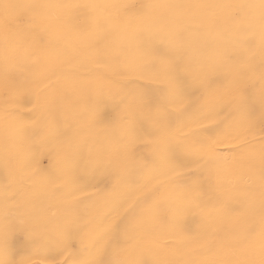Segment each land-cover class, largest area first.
<instances>
[{"label": "snow or ice", "instance_id": "1", "mask_svg": "<svg viewBox=\"0 0 264 264\" xmlns=\"http://www.w3.org/2000/svg\"><path fill=\"white\" fill-rule=\"evenodd\" d=\"M0 7L7 16L9 9L71 11L90 6L0 3ZM122 7L132 9L141 25L128 37L126 46L138 54L140 67L150 73L149 82L159 95L143 90L122 95L117 92L120 101L107 123L122 130L120 150L89 149V160L102 175L98 183L82 182L76 170L79 152L89 144L87 127L105 123L98 109H93L89 122H77L69 129L66 122L73 118L71 112H66L62 126L45 107L42 130L24 126L11 138L0 157L8 175L39 177L48 193H72V201L60 205V215L51 210L49 217L37 221L28 234V243L33 247L51 246L57 252L79 244L81 255L74 264H264V0H174ZM210 9L226 13L235 45L222 54L220 61L229 80L226 94L230 97L223 114L218 115L228 124L223 134L198 121L181 124L172 119L173 104L182 95L183 82L170 53L182 45L197 14L201 23H215L216 17L208 14ZM38 35L36 21L29 16L11 44L24 47ZM101 42V37H94L90 47L95 49V58L115 74L118 62L100 48ZM257 55L258 111L253 76ZM16 83L19 88L25 86L23 78ZM105 86L97 77L96 89ZM136 112L150 122L146 134L132 119ZM190 124L197 130L195 145L183 130ZM137 141L146 144L151 154L150 160L139 167L149 168L161 179L148 190L140 216L125 214L122 223H106L108 213H119L128 202V158ZM225 143L232 145L230 155L219 148ZM45 158L49 161L47 171L42 167ZM77 194L92 201L83 215L72 211L79 200ZM162 207L168 209L167 216L160 215ZM189 216L198 221L195 227L189 224ZM0 264L17 262L4 259ZM52 264L59 262L54 260Z\"/></svg>", "mask_w": 264, "mask_h": 264}, {"label": "bare ground", "instance_id": "2", "mask_svg": "<svg viewBox=\"0 0 264 264\" xmlns=\"http://www.w3.org/2000/svg\"><path fill=\"white\" fill-rule=\"evenodd\" d=\"M60 1L61 0H0V3H8V4L24 3V4H35V5L62 4ZM129 1L131 0H70L68 1V3L71 2V4H80V5L90 6V7H81L79 9H75V11L78 12L84 18L85 23H83L84 27L82 26L83 28L82 29L80 28L81 30H74V38L65 37L64 36L65 34L63 35L61 33L62 28L61 29L58 28L59 27L58 23H56L55 21L57 19L53 18L51 15L53 12H58L59 14L57 13V15L61 16L62 14L67 13L65 9H56V8L43 9L39 7L29 9V10L9 9L8 14L6 16L3 8L0 7V157H2L5 146L9 145L11 138L15 137L19 133L22 127L32 126L36 128L37 130H42V127H43L42 120L46 114L44 111L45 107L50 109L51 113L55 115L57 120H59L61 122V125L63 124V126L65 123L64 117H65L66 112L72 113V116L74 119L73 127L75 126L77 122H81L80 118L77 117L78 116L77 114L78 105L76 106V103H74L75 101L73 102V100L67 98L66 92L74 84L76 80L79 81V80L84 79L83 77H85L84 76L85 73L103 72L105 74L107 73V75L109 73L110 74L113 73L112 71H110L108 65L104 66L100 64L99 61L97 62L96 60L92 59L93 54H95V49L90 47V43L94 37L99 36L102 38V36L104 35H108L112 39L123 40L124 42H126L128 37L132 34V32L137 30L141 26L140 21L135 15V13H131L129 15L127 13V15L125 16L120 13V6ZM137 1H139L141 4L174 2V0H137ZM193 2L223 3V2H227V0H193ZM236 2H243V0H236ZM100 5H106L108 9L113 14H115L118 18V21L115 23H112L110 27L108 28H103V26H101V23H100L101 16L97 12V8ZM103 11H104V8H103ZM68 13L70 14L69 10H68ZM68 13L65 15V17H67ZM208 14L214 15L216 17L215 23L211 25L203 24L201 23L199 15L197 14V17L190 21L189 30L185 33V38H184L182 45L174 49L170 53V55L172 56V58L178 65L182 82L188 83L192 81L194 86H197V88L202 87L201 86L202 83H199L200 79H202L201 76H199L200 77L199 82H196L197 80L195 79L198 76V72L201 71L199 70L201 66L202 68L206 67L209 71H218V72L220 70H223V72L225 71V68H222V65L220 62L221 54L218 51L221 49V47L224 46V42H220L219 40L220 32L222 31L223 27L224 29H228L229 27L228 23L225 20L226 13L219 9H210L208 10ZM29 16L35 19L36 25H37V31L39 35L37 36L36 39L31 41L26 46L15 47L11 44V41H13L16 38L17 29L24 26V24L20 23V20L22 21V18L27 20ZM74 19L72 20L73 22H74ZM68 21H70V19ZM66 22L67 20L65 21V23ZM73 22H72V26L74 24ZM65 25L68 26L69 23L67 22V24ZM68 29L71 32L70 28ZM72 29H74V27ZM63 33H66V32H64L63 30ZM227 36H230V35H227ZM40 37L44 38L43 40L44 43L40 42V39H39ZM222 43H223V46H222ZM101 45L104 46L102 42H101ZM101 45H100V48H101ZM126 49L127 48H125L124 43L122 42L118 43V46L115 51L119 53L118 61L116 60L118 62V71L115 74L113 73V77H115V79L119 77H125V78L133 77L136 74V70L139 71L138 67L142 63V61H140L138 58V54L137 53L134 54L135 51L131 55V53L130 54L127 53L128 51H126ZM106 50L108 51L110 55H112L114 52L108 48ZM34 51L38 53V56H37L38 58H33L34 54L32 55V52ZM121 64H128L129 66L128 69H125L126 66H124L125 67L124 69H121L120 68L122 67L120 66ZM207 69L205 70L207 71ZM103 73L101 74L103 75ZM140 73H141V70H140ZM219 74H223V73L219 72ZM149 75L150 73L148 71H144L141 73V75H135V77L137 76V78H141L139 76H142V78H144V80L148 82L147 80H149L148 79ZM109 77H112V76H109ZM183 77H184V80H183ZM20 78H23L25 80V86L23 88L17 87L16 82ZM193 78L196 81H194ZM50 80H54V82L53 81L52 82L56 83L55 88H53L51 92L44 94V95L41 94L42 92L39 93L40 90L38 91V89L40 88V86L45 83L47 84L48 81ZM120 80H123V79L120 78ZM127 80L129 81V79ZM135 80L138 81L139 79L138 80L135 79ZM108 83H106L107 86H108ZM94 84L92 85L95 86ZM219 84L221 85V83ZM131 86L132 84L129 87ZM133 86H132L133 89L134 87L135 88L139 87L143 89V91H148L149 93L154 94V92H152L149 89V87L147 88L145 85L134 86V87ZM221 86H224V84ZM216 88L217 87L214 88V91L219 90ZM93 89H94L93 87L90 88L88 86H85V92L88 95H89L88 91L90 90H92V92L94 93L95 90L93 91ZM112 89H111V92H114L112 91ZM136 90L138 91V89H135V91ZM104 92L105 91L103 88L102 90L99 91V95L100 93H103V95L105 96ZM185 92H183V96L179 97L180 99H177V100L181 101V103H184L186 105L193 104L194 103L193 96L191 95L189 91L186 90ZM77 93H79V91ZM4 94L7 95L5 96L7 99L4 98L3 96ZM222 94L223 93H221L219 97H221ZM109 95L107 96L110 97L111 95L110 96ZM208 96H210V93ZM119 98H117V100ZM109 100H112V99H109ZM177 100L173 104V107H175V105L178 104ZM106 101L108 103V98ZM114 101L115 99L113 100V102ZM228 101L229 100L218 98L217 102H215L216 104L215 105L213 104L214 105L213 107L215 110L214 113L213 111L210 112L211 110L209 109V112L205 114V110H204L205 108H203L204 115L201 113L204 119L203 124L206 125V121L208 120L210 113L214 114L213 116H215L216 112L220 113V111L225 109ZM102 102H101V106H98L97 108H95L99 110V113L101 110H103ZM113 102H109V103L111 104ZM105 106L107 108V104L104 105V107ZM113 106H115V104ZM196 106L199 107V104H196ZM81 108H82L81 110H83V106ZM185 108L187 107L185 106ZM201 108H199L200 109L199 111L202 110ZM173 110L178 112V110L174 108ZM184 110H185L184 108L181 109V111H184ZM92 113H93V110H92ZM219 113H217L216 115L218 116ZM17 114L19 116V119L16 118ZM212 114H211V117H212ZM82 118L83 117L81 116V119ZM104 118H106V115ZM88 119L91 120V118H88ZM214 119L216 118L214 117ZM83 120H85V118H83ZM89 120H86V121H89ZM67 122H69V120ZM145 124H147L148 126H146ZM145 124L144 126L148 127L149 129L151 128V125H149V123H145ZM91 125L92 124H90V126ZM219 125H221V122L218 124L217 127H213V128L208 127V128H210L217 134H223L226 131V129L220 128ZM197 139H198L197 135H192L191 137L188 138L189 142L192 143L193 145H195V142ZM107 140H108L107 147H110V144H109L110 141L109 139ZM90 148L101 150L102 148L100 147V140L98 138L89 139V144L81 148L79 155L77 157L76 170H77L78 175L81 177L82 182L84 183H93L94 179L96 178L97 171H98L97 169H95V167L91 164L89 160V149ZM48 165L49 163L46 162V158L43 159L42 167L45 169V171L48 170ZM129 169H130V179H129V187L127 189L128 202L124 205L123 208L119 210V213H116V212L108 213V215H106L104 218L106 223H116L118 221L122 223V218L124 217V215L125 214L132 215L130 212L132 205L136 202V200L142 197V196H139L142 194V192H139L138 189L143 183L142 180L144 181V178L146 179V177H144V174L147 173V169H145L146 170L145 173L136 166H131L129 167ZM147 177H150V176H147ZM155 179H158V178L156 177ZM151 180L153 179L151 178ZM151 183L154 184L156 182L154 181ZM151 183H150V186L152 185ZM146 191L144 190V192ZM138 192H139V195H138ZM77 195L79 196V200L73 204L72 211L74 214L83 215L86 212V210L92 206V202L89 200L88 196H85L83 194H77ZM137 196H139L140 198L138 197L137 199ZM71 201H72V193L70 191H63V192L61 191V193L59 191L56 193H48L44 191L39 177L28 176L26 174L8 175L3 167L2 160H0V258H3V260L4 259H14L16 261V255L14 254V251L16 248H19V247L17 244L12 243L10 241V238L8 236L10 235V233H7V231L9 230L11 231V229H15L18 225L17 224L18 220L19 221L21 220V222L22 220L26 221L23 223L28 224L29 233H30L33 231L38 220H40L41 218L47 217L45 216L46 213L44 214V211H45L44 208L46 206H50L53 210L57 211L58 215H60L62 212V208L60 207V205L64 202H71ZM6 215L7 216L9 215V217L7 218ZM143 219L145 220V222H147L146 217H144ZM24 242H25V239H24ZM24 244L23 245L25 247L24 246L22 247H24V249L26 250L29 249L31 245L28 243V237L26 238V243ZM68 247L64 248L63 251H60V252H57L51 246L41 248L43 250V259H44L43 262H45L46 264H52V261L55 260V261H58L59 264H61L63 260L65 259V258L63 259V255H65L69 251ZM71 250L73 249H70V251ZM74 252L75 251L73 250V255L68 256L67 264H74V261L80 257L81 252L77 255L76 254L74 255ZM20 255H22V253H20ZM28 256L29 255H27V257L25 258L26 259L28 258V260L32 258ZM129 258H135V256L130 255ZM144 258L151 259L150 256H146ZM32 259L34 260V258ZM31 262L32 261H30V263ZM17 264L19 263L17 262ZM20 264H22V262ZM23 264H26V263L23 262Z\"/></svg>", "mask_w": 264, "mask_h": 264}, {"label": "rangeland", "instance_id": "3", "mask_svg": "<svg viewBox=\"0 0 264 264\" xmlns=\"http://www.w3.org/2000/svg\"><path fill=\"white\" fill-rule=\"evenodd\" d=\"M66 2V0H61L60 2L63 4V2ZM68 1H70V0H67V2L66 3H68ZM65 2H64V4H65ZM71 3V2H70ZM141 3L139 2V1H137V0H131V1H129V2H126V3H124V4H122L121 6H120V13L122 14V15H127V13H128V15L129 14H131V13H134V11L132 10V9H129V8H124V7H122L123 5H140ZM101 8H102V10H101ZM103 8H104V11H103ZM67 13H68V10H65ZM97 12L100 14V16H101V19H100V23H101V26H103V28H108V27H110V25L112 24V23H115V22H117L118 21V18H117V16L115 15V14H113L109 9H108V7L106 6V5H100L98 8H97ZM57 13L58 12H53L51 15H52V17L53 18H55V19H57V20H55L56 21V23H58V28H62V31H61V33L65 36V37H68V38H74V30H81L83 27H84V24L83 23H85V20H84V18L78 13V12H76L75 10H71L70 11V14L68 13V15H67V17H65V15L67 14V13H64V14H60L61 16H58L57 15ZM75 15H74V14ZM56 16H54V15ZM59 14V13H58ZM77 14V15H76ZM72 17H70V16ZM74 15V16H73ZM75 16H77V17H75ZM69 17V18H68ZM66 18V19H65ZM74 18H76V19H78V20H76V19H74ZM63 19V20H62ZM70 19V21H68ZM74 19V22L72 21ZM59 20V21H58ZM62 20V21H61ZM67 20V22L69 23V25L68 26H66L65 24H67V22L65 23V21ZM26 19H23L22 18V21L20 20V23L21 24H25L26 23ZM76 21V22H75ZM103 21V22H102ZM24 22V23H23ZM72 22L74 23L73 24V26H72ZM78 22V23H77ZM104 23V24H103ZM82 24V25H81ZM103 24V25H102ZM60 25H61V27H60ZM72 26V27H71ZM83 26V27H82ZM229 26V25H228ZM74 27V29H72ZM68 28H70V30H71V32L69 31V29ZM76 28H78V29H76ZM81 28V29H80ZM63 30H64V32H66V33H63ZM72 35V36H71ZM227 35H230V36H227ZM230 37V38H229ZM219 40H220V42H224V46H223V43H222V46L223 47H221V49L218 51L220 54H221V57H222V54L226 51V50H231V48L233 47V46H235L234 44H233V37H231V34H230V32H229V27H228V29H224V27H223V29H222V31L220 32V36H219ZM40 39V42L41 43H44V38H42V37H40L39 38ZM226 39V40H225ZM232 39V40H231ZM120 42H122V43H124V45H125V48H127L128 49V47L126 46V42H124L123 40H116V39H112L110 36H108V35H104V36H102V44L104 45V46H102L101 45V48L102 49H111V51H114L113 52V54H114V56H113V54L112 55H110L111 57H114L117 61H118V57H119V53H117V52H115L116 51V48H117V46H118V43H120ZM229 43H230V45H229ZM233 44V45H232ZM228 46V48H227V46ZM107 48H106V47ZM113 46V47H112ZM229 46H231V47H229ZM116 47V48H115ZM230 48V49H229ZM113 49V50H112ZM126 49V51H128L127 53H131V55H132V53L134 52V50L132 51V49H128L127 50ZM129 50H131V51H129ZM85 51V50H84ZM86 52V51H85ZM89 52V51H88ZM35 53H36V55H35ZM116 53V54H115ZM34 54V55H33ZM134 54H135V52H134ZM32 55H33V58H38L37 56H38V53L36 52V51H34V52H32ZM259 55H257L256 56V58H255V60L253 61V64H254V66H255V70H254V74H253V76H254V82H255V91H256V107H257V111L259 110V90H260V67H259V64H260V59H259V57H258ZM93 60H96L97 62H98V60L95 58V54H93V58H92ZM100 62V64H102V65H104V66H106L107 64L106 63H101L102 61H99ZM222 65V64H221ZM120 66H122V67H120ZM119 67L121 68V69H124L125 67L124 66H126V68L125 69H128V64H121ZM204 67V66H203ZM222 68H224L223 66H222ZM138 69H139V71L138 70H136V74L135 75H141V73L142 72H144L145 70H143L141 67H140V65H139V67H138ZM205 69H207L206 67H204V68H202V66L199 68V70H201V71H199L198 72V76L195 78L196 80H194V78H193V80L194 81H196V82H199V79H200V77L199 76H201V78L202 79H200V82L199 83H202L201 84V86L202 87H198L197 88V86H194V84H193V82L192 81H190V82H188V83H183V88H182V95L181 96H183V92H185L186 90L187 91H189L190 93H191V95L193 96V101H194V103L193 104H190V105H186V104H184V103H181V101H179V100H177V103L178 104H176L175 105V107H173L174 109H176V110H178V112H176V111H174L173 110V117H172V119L174 120V121H178V122H180L181 124H183L184 122H187V121H189V120H193V121H198L199 123H204V119H203V116L201 115V113L204 115V110H205V114L206 113H208L209 112V109L211 110L210 112H212L213 111V113L215 112V110H214V105L216 104L215 102H217V99L218 98H221V99H224V100H229L230 99V97L227 95V94H225V93H227V90H225V89H228V86H229V82H228V79H227V77H226V70L223 72V70H220L219 72H221V73H225L224 75H225V77H224V75L223 74H219V72L218 71H209L208 69H207V71L205 70ZM140 70H141V73H140ZM93 72H90V73H85L84 74V76L85 77H83L84 79H82V80H76L75 82H74V84L68 89V91L66 92V95H67V98L68 99H71V100H73V102L74 103H76V106L78 107V118H80V120H81V122H89L90 120L88 119V118H93V117H91L92 115V110L94 109V108H97L98 106H101V102H102V109L103 110H101L100 111V115H101V117L103 118V120L105 121V123H101V124H95V126H94V124H92L91 126H90V124H89V126L87 127V129H86V135L88 136V138L89 139H91V138H98L99 140H100V147L102 148L101 150H103V151H112V152H118L119 150H120V147H121V136H122V130H121V128H120V126L119 125H111V124H108L107 122H108V120L115 114V111H116V105L119 103V100H120V96L119 95H117V92H119L121 95L122 94H127V93H134V92H136L135 91V89H138V91H142L143 89H141V88H139V87H134V86H143V85H145L147 88L149 87V89L152 91V92H154V94L155 95H159V93L157 94V92H155V88H156V86L155 85H153V84H151L150 82H149V80H147L148 82H146V80H144V78H142V76H139V77H141V78H137V76L135 77V75L133 76V77H129V78H125V77H119V78H116L115 79V77H113V73H109L108 75L109 76H112V77H109L108 75H107V73L105 74V73H103V72H94L93 74H92ZM101 73H103V75L101 74ZM139 73V74H138ZM96 74H98V75H96ZM100 74V75H99ZM90 75V76H89ZM93 75V76H92ZM102 75V76H101ZM220 75V76H219ZM95 76V77H94ZM181 76V75H180ZM93 77V78H92ZM97 77H100L101 79H105L104 81H106L105 82V87H104V94H105V96L103 95V93H100V95H99V91L96 89V87L95 86H93L92 84H94V83H96V78ZM107 77V78H106ZM135 77V78H134ZM199 77V78H198ZM203 77H204V79H203ZM89 78H90V80H89ZM120 78L121 79H123V80H120ZM107 79V80H106ZM117 81H115V80ZM127 80V79H129V81L127 80V81H125V80ZM132 79V80H131ZM135 79H139L138 81H136ZM143 81H141V80ZM206 79V80H205ZM95 80V81H94ZM112 80H114V81H112ZM183 80H184V77H183ZM217 80V81H216ZM220 80V81H219ZM224 80H226V81H224ZM54 82V80H50V81H48V83L46 84H43V85H41L40 86V88L38 89V91H39V93H41V94H47V93H49V92H51L52 91V89L53 88H55V86H56V83H53ZM91 83H90V82ZM93 81V82H92ZM108 81H109V83H108ZM110 81H111V83H110ZM145 81V82H144ZM115 82V83H114ZM126 83V84H124V83ZM139 82V83H138ZM215 82V83H214ZM228 82V83H227ZM106 83H108V86H109V88H108V86H107V84ZM114 83V84H113ZM132 84V86L134 87V89L132 88V86L131 87H129L131 84ZM219 83H221V85H223L224 84V86H221ZM54 84V85H53ZM122 84V85H121ZM127 84H129V85H127ZM216 86H215V85ZM90 85V86H89ZM94 85H96V84H94ZM114 87L115 85V89L112 87V86ZM226 85V86H225ZM85 86H88V87H90V88H94L93 89V91H94V93L92 92V90H90V91H88V93H89V95L85 92ZM113 88H111V87ZM122 86V87H121ZM217 87L216 89H219V90H216V91H214V88L215 87ZM221 86V87H220ZM42 87V88H41ZM124 87V88H123ZM154 87V88H153ZM46 88V89H45ZM51 88V89H50ZM79 88H80V90H79ZM105 88H107V89H105ZM125 88H127V89H125ZM132 90H131V89ZM224 89V90H222V89ZM83 89V90H82ZM111 89H112V91H114V92H111ZM121 91H120V90ZM141 89V90H140ZM43 90V91H42ZM97 90V91H96ZM106 90H107V92H106ZM79 91V93H77ZM109 91V92H108ZM130 91H132V92H130ZM209 91V92H208ZM222 91V92H221ZM224 91V92H223ZM73 92V93H72ZM82 92V93H81ZM85 92V93H84ZM91 92V93H90ZM97 94H96V93ZM124 92V93H123ZM95 94V95H93V94ZM186 93V92H185ZM184 93V94H185ZM209 93H210V96H208L209 95ZM221 93H223L222 94V96H223V98H222V96L221 97H219L220 96V94ZM112 96V98H111V96ZM208 94V95H207ZM81 95V96H80ZM90 95H91V97H90ZM97 95V96H96ZM103 95V96H102ZM107 95H109L110 97H108ZM117 95V96H116ZM4 96V98H6L5 96H7V95H3ZM74 96V97H73ZM79 96H80V98H79ZM90 98H89V97ZM115 96V97H114ZM180 96V97H181ZM72 97V98H71ZM76 97V98H75ZM97 97V98H96ZM103 97V98H102ZM207 97H208V99H207ZM75 98V99H74ZM93 98V99H92ZM101 98V99H100ZM107 98H108V103H107ZM117 98H119L118 100H117ZM7 99V98H6ZM80 99V100H79ZM83 99V100H82ZM89 99V100H88ZM97 99H98V101H97ZM100 99V100H99ZM109 99H112V100H109ZM115 99V101L113 102V100ZM177 99H180L179 97L177 98ZM87 100V101H86ZM92 100V101H91ZM102 100V101H101ZM104 100H105V102H104ZM206 100V101H205ZM208 100H209V102H208ZM100 101V102H99ZM117 101V102H116ZM179 101V102H178ZM86 102H88V103H86ZM109 102H113V103H109ZM116 102V103H115ZM205 104V106H204V104ZM80 103V104H79ZM92 103V104H91ZM96 103V104H95ZM84 104V105H83ZM107 104V108H106V106L104 107V105H106ZM115 104V106H113V105ZM196 104H199V107H197L196 106ZM210 104V105H209ZM214 104V105H213ZM91 105V106H90ZM112 105V106H111ZM180 105H181V107H180ZM203 105V106H202ZM83 106V110H81L82 107ZM94 106V107H93ZM185 106L187 107V108H185ZM201 106H202V108H201ZM104 107V108H103ZM179 109H178V108ZM209 107V108H208ZM213 107V108H212ZM86 108V109H85ZM185 109L184 111H181V109ZM199 108H201L202 110H203V108H205L203 111L201 110V111H199L200 109ZM208 110H207V109ZM81 110V111H80ZM207 110V111H206ZM223 110H225V109H223ZM222 110V111H223ZM222 111H220V113L219 112H216V114L217 113H219V114H221V113H223ZM84 113V114H83ZM102 113H104V114H102ZM88 114V115H87ZM90 114V115H89ZM211 114L212 113H210V116H209V118H208V120L206 121V125H207V127H217L218 126V124L221 122V125H219V127L220 128H224V129H226L227 130V128H228V124L227 123H225L223 120H221V119H218L217 117V115L215 114V116H213L214 114H212V117H211ZM104 115V116H103ZM105 115H106V118H104L105 117ZM81 116L83 117V118H85V120H83V118L81 119ZM85 116V117H84ZM90 116V117H89ZM108 116V117H107ZM211 117V118H210ZM214 117L216 118V119H214ZM132 119L136 122V127H137V129L141 132V133H143V134H146V131H148V130H150L148 127H146V126H148L147 124H145V123H149V125H150V122H148L147 120H145L144 119V116H143V114L142 113H140V112H136L134 115H133V117H132ZM83 120V121H82ZM86 120H89V121H86ZM216 121V123L215 124H213L212 123V121ZM73 121H74V119L72 118V119H70L69 120V122H67L66 124H68L67 125V127L70 129V128H72L73 127ZM72 124H71V123ZM70 123V124H69ZM144 124L146 125V126H144ZM64 125H65V123H64ZM70 125V126H69ZM62 126H63V124H62ZM90 127H92V128H90ZM97 127V128H96ZM184 132L187 134V136H188V138L189 137H191L192 135H197V130L195 129V127L193 126V125H189V126H187V127H184ZM107 139H109V141H110V147H107ZM219 148H220V150L222 151V152H224V153H226V155H230L231 154V148H232V145L230 144V143H225V144H223V145H220L219 146ZM225 149V150H224ZM230 153V154H229ZM150 158H151V154H150V149H149V147L146 145V144H144V143H142V142H139V141H137V142H135V144H134V147H132V149H131V152L129 153V158H128V164H129V167H131V166H136V167H138L141 171H143L144 173L146 172V170L145 169H147V173H145L144 174V177H146V179L144 178V181L142 180V184H141V186H140V188L138 189V191L139 192H142V194L141 195H139V192H138V195L139 196H142L141 198L139 197V196H137V199H138V197L140 198V199H138V200H136V202L132 205V207H131V210H130V212H131V214L132 215H141V213H142V210L145 208V201H146V199H147V192H148V190L150 189V188H152V185H155V183L153 184V183H151V182H156V180L157 179H155L156 177H154L153 176V173H152V171L149 169V168H143V169H141L140 167H139V165H142L144 162H146V161H148V160H150ZM46 162L47 163H49V161H48V159L46 158ZM145 170V171H144ZM150 171V172H149ZM147 176H150V177H147ZM101 177V178H100ZM151 178L153 179V180H151ZM158 179H161V177L159 178V177H157ZM150 179V180H149ZM241 180H243V179H245L244 177H241L240 178ZM102 180V175H101V172L100 171H97V175H96V178L94 179V182L93 183H98L99 181H101ZM150 183L152 184L151 186H150ZM148 186V187H146V186ZM144 187H146V188H144ZM142 189H143V191H142ZM148 189V190H147ZM144 190L146 191V192H144ZM60 193H61V191H59ZM63 192V191H62ZM143 196H144V198H143ZM144 199V200H143ZM90 200V199H89ZM91 201V200H90ZM140 201V202H139ZM142 201V202H141ZM92 202V201H91ZM138 204H139V206H138ZM50 206H46L44 209H45V211H44V214H45V216H50L49 215V213H50V211H51V207L49 208ZM136 208V209H135ZM47 209V210H46ZM135 209V210H134ZM139 209V210H138ZM53 210V209H52ZM136 210H137V212H136ZM166 210V211H165ZM47 211V212H46ZM47 213H48V215H47ZM160 215L161 216H167L168 215V209L166 208V207H162L161 208V210H160ZM7 216V215H6ZM9 217V215L7 216V218ZM144 217H142V219H143ZM23 222H26L25 220H22V222H21V220L19 221H17V227L15 228V229H11V231L9 232V231H7V233H10V235H11V237H10V235H8L9 236V238H10V241L12 242V243H15V244H17L18 245V247L19 248H16L15 249V251H14V254L16 255V261L20 264L21 262H22V264H23V262L24 263H26V264H29L30 263V261H32L31 263L32 264H46L45 262H43L44 261V259H43V250L41 249V247H34L33 248V246L31 247H29V249H24V243H26V238L28 237V234H29V227H28V224L26 223V224H24ZM188 222H189V224L190 225H192L193 227H195L196 226V224L198 223V221H196V220H194L191 216H189L188 217ZM24 225H25V227H24ZM27 230V231H26ZM26 231V232H25ZM23 236V237H22ZM12 239V240H11ZM24 239H25V242H24ZM23 241V242H22ZM21 242V243H20ZM24 244V245H23ZM77 245V246H76ZM22 246H24V247H22ZM22 247V248H21ZM71 247V248H70ZM73 249L75 252H74V255L76 254H79L81 251H78V249H80V245L79 244H74V245H70L69 247H68V252L65 254V255H63V262L61 263V264H67V261H68V256L69 255H73V250H71L70 251V249ZM77 248V249H76ZM24 251V252H23ZM29 251V252H28ZM32 251V252H31ZM37 251V252H36ZM19 253V254H18ZM20 253H22V255H20ZM72 253V254H71ZM29 255L30 257H32V258H34V260L32 259V258H30L29 260H28V258L26 259L25 257H27V255ZM21 257H20V256ZM26 255V256H25ZM34 257H33V256ZM19 256V257H18ZM25 256V257H24ZM28 256V257H29ZM36 257V258H35ZM42 259V260H41ZM0 260H3V258H0ZM24 260V261H23ZM43 262V263H42ZM30 263V264H31Z\"/></svg>", "mask_w": 264, "mask_h": 264}]
</instances>
